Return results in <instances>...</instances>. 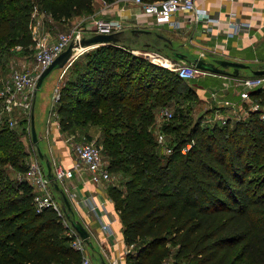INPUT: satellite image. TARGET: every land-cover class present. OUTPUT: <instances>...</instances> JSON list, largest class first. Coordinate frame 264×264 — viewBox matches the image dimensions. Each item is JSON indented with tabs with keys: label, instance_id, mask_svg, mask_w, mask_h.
Listing matches in <instances>:
<instances>
[{
	"label": "trees",
	"instance_id": "trees-1",
	"mask_svg": "<svg viewBox=\"0 0 264 264\" xmlns=\"http://www.w3.org/2000/svg\"><path fill=\"white\" fill-rule=\"evenodd\" d=\"M38 2L56 21L93 10V0ZM33 10V0H0V63L14 40L16 24L20 32L14 50L21 55L32 52ZM124 48L120 40L76 57L70 67L75 75L60 87L56 108L61 132L97 122L109 171L129 174L124 189L117 184L108 188L128 247L124 263L161 264L170 258V264H264V118L259 109H248L247 120L212 125H202L200 119L186 123L182 111L172 113L168 120H175L157 126L171 147L164 153L155 138V107L175 97L173 85L190 79L171 75L155 103L143 105L139 99L155 76L149 68L164 69L132 56L121 65L114 85L107 67L112 59L105 54L123 53ZM197 96L192 85L184 94ZM250 96L264 105V88L252 90ZM135 123L153 127L154 143L147 133L148 148ZM0 124V264H80L82 253L71 244V228L53 208L38 211L32 186L5 170L10 165L24 173L29 153L6 118Z\"/></svg>",
	"mask_w": 264,
	"mask_h": 264
},
{
	"label": "crops",
	"instance_id": "crops-1",
	"mask_svg": "<svg viewBox=\"0 0 264 264\" xmlns=\"http://www.w3.org/2000/svg\"><path fill=\"white\" fill-rule=\"evenodd\" d=\"M195 4L198 8L204 9L214 21L196 20L193 14L179 11L173 14L171 23L158 24L152 15L143 13L141 8L132 3L131 0H114L110 3L104 0H93V10L90 13H82L61 21L54 20L47 13L45 19H37V26L41 35L53 39L57 31L67 30L83 23L85 25L91 17L101 16L113 21L120 20L123 23L119 35L122 43L127 41L130 34L133 38L132 43L134 40L136 41L134 37L142 38L144 36L162 40L164 49H172L173 46L175 48L172 49L173 53H183L188 60L191 58L187 56L186 47L191 46L193 52L196 50L207 52L208 56H204V58L209 61L227 59L249 65L256 60L255 62H258L256 69L264 68V0H195ZM232 18L248 22L250 28L229 37L227 35V21ZM157 34L170 39L171 44L166 43ZM146 44L144 47H147L148 51L156 53L155 61L159 63L162 61L161 57L177 59L175 55L170 56L168 53L162 52L163 56L159 52L162 51L160 50L162 48L156 47L154 49L153 44L149 42ZM65 71L66 69L57 71L58 73L54 77L56 85L63 80ZM239 75L240 72L237 76ZM237 76L204 71L190 80L193 81L191 85L201 101L206 100V97L211 95L210 91L219 88L221 90L219 96L225 97L226 100L223 101L227 103L232 100L233 107L237 101H242L241 103L250 102L240 97L239 92L241 90L238 87L241 89L243 87L235 83ZM196 82L198 84H194ZM34 98L31 111H34ZM241 103L239 109L243 110L244 107ZM250 107L251 105L247 111ZM56 117L50 116L49 110L47 111V119L44 125V127L46 126V133L42 129L41 138L45 137L51 142V147L56 156L58 153L60 154L58 162L70 167L71 152L61 140L62 132L58 117ZM50 133L54 136H50ZM110 184L117 183L92 182L87 174H76L66 181V186L72 196L66 195L59 187L60 194L64 193L68 196L72 209L71 215L80 220L90 233L89 238L92 246L88 245L87 254L92 264L96 255H99L101 264L103 262L105 264H125L124 257L128 247L124 242L120 216L116 211L114 201L108 194ZM117 185L124 189L123 184ZM104 223L108 224L107 230L102 228Z\"/></svg>",
	"mask_w": 264,
	"mask_h": 264
},
{
	"label": "built area",
	"instance_id": "built-area-1",
	"mask_svg": "<svg viewBox=\"0 0 264 264\" xmlns=\"http://www.w3.org/2000/svg\"><path fill=\"white\" fill-rule=\"evenodd\" d=\"M132 3L138 5L141 11L145 14H150L155 18L158 24L171 23V18L174 13L182 11L194 15L196 20H204L207 22L214 21L212 17L206 14L202 8H198L195 0H158L147 2L144 0H131ZM34 16V13H32ZM90 27H89V26ZM33 44L30 46L32 53L26 56L21 63L12 68L9 78L3 83L0 88V122L5 116L8 125H13V117L21 113H31L33 98L36 92V82L39 74L69 45L70 42H78L82 37H87L95 33H113L120 31L123 28V23L120 20H110L101 16L91 17L85 25L73 26L67 30L57 31L53 39H49L40 34L37 28H33L29 24ZM227 35L229 37L239 34L243 30L250 28L248 22H242L232 18L227 21ZM89 33V34H87ZM17 50H21V46H16ZM84 49V48H82ZM76 49V51L82 50ZM145 55L151 57L156 53L146 52ZM158 55V54H157ZM154 57V56H153ZM157 63L154 59H152ZM168 67L175 68L179 77L183 79L196 78L201 72L191 62L185 60H171ZM235 83L242 86L243 89L239 92L242 99L251 102V109H259L260 105L255 102L250 92L259 87L264 88V76L249 75L247 77H235ZM52 97V106L49 110L50 116H56L57 110L54 103L59 98V85L54 89ZM218 95L217 92H211L214 98ZM172 116V112L167 107L160 111V119L168 120ZM264 118V113H261ZM158 123H156V127ZM155 138L159 145L162 146L164 153H170L171 147L166 143V134L161 130L156 129ZM70 144L71 150V165L66 167L55 158L50 160L52 176H48V171L41 163L40 158L31 157L27 162V169L24 173L18 174L20 179H25L33 190V202L36 209L39 211L44 207L53 208L62 222L71 228V232L75 234L72 241V246L82 253L80 264H92L90 257L87 254L88 245L79 237V235L69 225V221L65 214L64 202L58 201L55 196V189L59 187L66 195H71L69 188L66 186V181L73 178L74 175L87 174L92 182L109 181L112 177L108 169V162L103 159L102 148L95 139L87 140L85 138L74 140L72 137L66 139ZM185 149H183V152ZM64 194V195H65ZM104 230L108 229V224H102ZM161 264H170L164 261Z\"/></svg>",
	"mask_w": 264,
	"mask_h": 264
},
{
	"label": "rangeland",
	"instance_id": "rangeland-1",
	"mask_svg": "<svg viewBox=\"0 0 264 264\" xmlns=\"http://www.w3.org/2000/svg\"><path fill=\"white\" fill-rule=\"evenodd\" d=\"M34 3V16L31 17L30 23L32 24L33 28H37V19H45L47 13L45 11H43V9H41V6L39 5L38 0H33ZM39 17V18H38ZM164 24V23H163ZM80 25H84L80 24ZM138 29V28H136ZM19 28L18 25L16 24L14 26V32L12 34V38L14 40H12L9 43V52L7 54L4 55L3 60L0 63V88L2 87L3 83L9 78L10 73L12 68L17 67L22 60H24L25 58H27V60H30V54H26V55H21V54H17V52L14 50V45L16 38L18 37V33H19ZM128 33V32H127ZM89 34V33H87ZM90 36V35H89ZM132 35L130 34L129 37L127 38V41L123 42L122 44L126 45V48H124V52H117L115 54H105V55H109L110 59H112V63L110 65H108L107 67L111 70V73H113V77H112V83L114 85L118 84V76L117 74L122 73L123 71V66H121L122 64L124 65L126 63V61L130 58V57H137L140 56L142 58H144L145 60L149 61L150 63H153L157 66L162 67L164 70H154L153 68H149L150 74L155 73V76L153 74V77H151L150 82L148 83V87H147V91L144 93L145 95L140 98V102H143L144 104H149V103H155V100L160 97L162 95V93L165 90V85H167L168 83V79L171 77V75H176V69L175 68H170L168 67V64L171 60V58H163L161 57L162 61L159 63H155L152 59H156L155 54L151 57L145 55L144 53H146L149 49H147L146 46L147 42L153 44V48L155 49L156 47L162 48L159 51L161 52L160 54H162L164 56L163 53H168L170 56L174 55L173 50L175 49L172 46V49H164V44L162 40L159 39H154V38H146L144 36H142V38H137L134 37V39H136V41L134 40V42L132 43ZM121 45V43L119 44ZM96 46H90V47H86L82 50L75 51V55L71 58V60L66 64V66H64L63 68H58V69H54L51 74H49L48 77H46L43 81L42 87L40 89L36 90V94H35V98H34V102H35V106H34V111H31L33 113L34 116V123H35V128L37 132H41L42 129L44 131V133H46V126L45 122H46V116H47V111L50 110L51 106H52V97L54 95V89L56 86L59 85V88L62 87L64 85V83L67 81V79L72 78L75 74L72 73L71 70V66L73 64V62L75 61L76 57H79L81 55H83L84 52L95 48ZM122 47V46H121ZM179 48L181 46H178ZM190 48V50H189ZM186 49L188 50L187 52V56H189L191 58V60H193L196 57H203L204 56H208V53L205 51H192V47L188 46L186 47ZM172 50V51H171ZM139 51V52H138ZM150 52V51H148ZM163 52V53H162ZM159 54V53H158ZM256 61V60H255ZM253 61V64H249V67L247 69H241L240 75L239 77H247L251 74V69H256V67L258 66V62ZM115 63V65L113 64ZM118 64V65H116ZM143 66V65H142ZM142 66L141 67H136V71L134 72V77L137 76V74L139 73V71L142 70ZM59 69H66L65 74H64V78L63 80L60 81L59 84L56 85L55 83V75L56 73H58L57 71H59ZM230 71H232L231 68H229ZM155 71V72H154ZM153 78V79H152ZM155 78V79H154ZM55 79V80H54ZM193 81H181L180 84L176 85V86H172L174 89V93H175V97L172 100L167 101L164 105H159L155 107V113H156V119L158 126L162 127L163 125L167 124L168 122L170 123L172 120H175V118H172L171 120H165V119H160V111L162 108L167 107L169 109V111H171L173 114H175L178 111H182L184 113V115L186 117H188V119L186 120V123L190 120L192 123L195 122L197 119H200L202 125H212L213 123H219V124H224L225 121H229L231 123H234L236 120H247L248 119V111L251 110V108H249V110L247 111V108L251 105V102H245V103H241L242 101H237V104H235L232 107V100H229L230 102H224L223 100L225 99L222 98V96H219V94L221 93L220 89H215L212 90L213 92H217L218 95L216 97H212L211 95H209V97L207 96L206 100L201 101L199 99L198 101V96L195 98H185L184 94L187 93L188 87L191 86V84ZM194 84H198L197 82ZM56 85V86H55ZM170 85H172V83H170ZM189 85V86H188ZM240 90H242L240 87H238ZM219 90V91H218ZM60 91V90H59ZM211 94V91H210ZM226 100V99H225ZM232 102V103H231ZM242 104L244 109H239V104ZM57 102H55L53 105L55 108H57ZM259 107V112L260 113H264V105L260 104ZM48 108V110H47ZM246 109V110H245ZM58 117V114L56 115ZM54 116V117H56ZM56 117V118H57ZM5 118H7L5 116ZM14 120V124L13 125H9L10 128L12 129H16L19 132V140L22 142L24 149L26 152L29 153L28 157H26V159L24 160L27 164V162L31 157H39L37 148L39 147L42 154H43V159L41 160V163L45 166V169L47 170L46 164H45V160L48 159L49 162L50 160H52L53 158H55L57 161L58 159H60V154L58 153V156H56L55 151L52 149V144L51 142L46 139L45 137L41 138L38 140V143L35 144L32 141V136H31V132H30V121H31V113H21L19 115H16L13 117ZM134 121H136V119L134 118ZM137 124V123H135ZM2 125V124H0ZM137 130H138V136L140 138V140L142 141L143 145L145 148H148V144H153V136L152 134L154 133V129L153 127H149L146 128L142 125L137 124ZM43 127V128H42ZM156 132V130H155ZM147 133H149V135H151L152 140L151 142L148 143L147 141ZM51 134V133H50ZM50 136H54V134L50 135ZM84 136L91 138V139H95V141L101 146L102 148V156L103 159L108 160V156L104 151V145L102 142V129L99 126V124L97 122H93V121H86L83 122V124L81 125H76L75 127H73L71 130L69 131H65L62 132L61 135V140L65 143V145L68 147V149L70 150V144L69 142L66 140L68 137H72L74 140H79V139H83ZM175 140V136L171 137L170 142L173 143ZM120 146L122 148H124V154L126 153V146L124 144V141L122 140L120 142ZM161 151V149H160ZM71 152V150H70ZM5 170L9 173V176L14 178L17 177L18 175V171H16V169L10 165L5 166ZM129 177L128 173H125L123 171H119V172H114L112 174V177L109 181V183H117V184H123ZM56 199L61 203H63L64 201V197H66L68 199V196L63 194H60V191L55 189L54 191ZM69 200V199H68ZM70 202V201H69ZM72 218L75 219V217L73 215H71ZM70 225V224H69ZM167 261L170 263L172 262V260L169 258L167 259ZM93 264H101V259L99 257V255L94 256L93 258Z\"/></svg>",
	"mask_w": 264,
	"mask_h": 264
},
{
	"label": "water",
	"instance_id": "water-1",
	"mask_svg": "<svg viewBox=\"0 0 264 264\" xmlns=\"http://www.w3.org/2000/svg\"><path fill=\"white\" fill-rule=\"evenodd\" d=\"M120 32L121 31L113 33H95L87 37H82L78 42H70L69 45L39 74L36 82V90L42 87L44 79L48 77L54 69L63 68L64 66H66V64L75 55L76 49L104 44H118V42L120 41ZM157 36L165 40L166 43L171 44V40L167 37L161 34H157ZM174 55L177 59L187 60L188 62H191L197 69H200L201 71L212 72L215 74H231L233 76H237L240 69L249 67V65L246 63L231 61L227 59H214L212 61H209L203 57H196L193 60H188L186 58V55L183 53L174 52ZM229 68H232V71H230ZM251 73L257 76H264V68L251 69ZM30 132L33 143L37 144L42 135L40 132L36 131L34 116L32 113L30 121ZM37 151L39 154V158L43 159V154L39 147L37 148ZM45 164L47 167L48 176L51 177V165L48 159L45 160ZM64 206L65 214L70 223V226L87 245L92 246V242L89 238L90 233L87 228L80 220L71 217L72 209L70 202L66 197H64ZM103 264L105 263L103 262Z\"/></svg>",
	"mask_w": 264,
	"mask_h": 264
},
{
	"label": "bare ground",
	"instance_id": "bare-ground-1",
	"mask_svg": "<svg viewBox=\"0 0 264 264\" xmlns=\"http://www.w3.org/2000/svg\"><path fill=\"white\" fill-rule=\"evenodd\" d=\"M139 52V51H138Z\"/></svg>",
	"mask_w": 264,
	"mask_h": 264
}]
</instances>
